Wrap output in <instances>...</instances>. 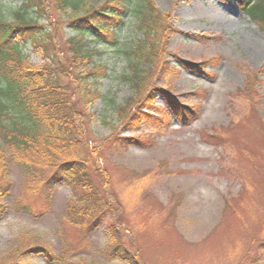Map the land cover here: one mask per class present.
Segmentation results:
<instances>
[{
	"label": "rangeland",
	"instance_id": "374dc122",
	"mask_svg": "<svg viewBox=\"0 0 264 264\" xmlns=\"http://www.w3.org/2000/svg\"><path fill=\"white\" fill-rule=\"evenodd\" d=\"M85 1L98 9L104 4ZM154 1L170 16L171 30L165 66L150 78L149 95L128 109L145 115L139 123H119L109 105L133 98L123 80L129 74L124 52L141 37L133 15L119 47L92 44L98 52L92 63L107 75L96 84L88 79L99 96L79 105L88 118L82 131L93 150L91 170L99 166L115 209L87 231L69 219L74 200L67 186L46 203L38 186L27 185L26 169L12 165L10 190L0 198L7 206L0 219V264H132L114 250L117 245L137 264H264V33L224 0ZM19 5L0 0L4 19L11 23ZM69 21L49 7L39 23L66 48L78 27ZM23 51L31 66L50 64L42 47L28 44ZM162 91L196 114L185 124L170 123ZM19 202L34 213L16 211ZM36 245L47 247L53 261L27 253Z\"/></svg>",
	"mask_w": 264,
	"mask_h": 264
},
{
	"label": "trees",
	"instance_id": "16d2710c",
	"mask_svg": "<svg viewBox=\"0 0 264 264\" xmlns=\"http://www.w3.org/2000/svg\"><path fill=\"white\" fill-rule=\"evenodd\" d=\"M224 1L236 4L240 12L264 33V0ZM102 2L103 6L98 9L85 0H20L11 23L0 12V198L10 190L6 178L11 166H21L27 172V185L38 186L36 194H42L46 203L59 186H67L74 200L68 204L69 219L87 231L107 221L115 209L104 190L103 184L107 180L102 179L99 166H93L94 171L91 170L93 150L89 149L82 131L88 118L79 105H87L94 96H99L92 86L98 78L107 75L103 65L92 63L98 54L92 44L104 48L119 47L122 30L129 16H134L141 37L124 52L129 74L123 77L134 90L133 98L124 106H117L113 100L109 105L116 111L119 123H139L145 114L129 115L128 109L140 95H149L150 78L165 66L164 47L171 30L170 16L162 14L154 0ZM49 7L78 26L66 48L58 47L49 26L39 23ZM28 44L42 47L50 64L43 67L28 64L23 51ZM63 52H66L64 59L60 57ZM90 64H93L90 71H81L83 66L88 70ZM89 78L93 80L92 85ZM162 92L169 107L165 114L167 120L185 124L196 114L194 108L180 98L168 91ZM144 120L150 122L148 117ZM48 171L51 173L46 176ZM15 210L34 213L32 207L21 202L16 204ZM6 211L7 206L0 202V219ZM78 213L81 216L75 218ZM48 250L36 245L27 253H44L49 261H53ZM114 250L120 252L124 260L137 264L123 245L115 246Z\"/></svg>",
	"mask_w": 264,
	"mask_h": 264
}]
</instances>
